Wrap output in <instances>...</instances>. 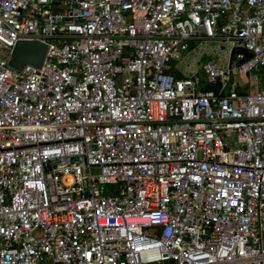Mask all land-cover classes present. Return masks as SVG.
I'll use <instances>...</instances> for the list:
<instances>
[{"label":"built area","instance_id":"built-area-1","mask_svg":"<svg viewBox=\"0 0 264 264\" xmlns=\"http://www.w3.org/2000/svg\"><path fill=\"white\" fill-rule=\"evenodd\" d=\"M0 264H264V0H0Z\"/></svg>","mask_w":264,"mask_h":264},{"label":"rangeland","instance_id":"rangeland-1","mask_svg":"<svg viewBox=\"0 0 264 264\" xmlns=\"http://www.w3.org/2000/svg\"><path fill=\"white\" fill-rule=\"evenodd\" d=\"M193 50L187 56L181 60L174 63L175 70L178 71L183 76H189L191 73L198 72L201 68L202 60L212 59L215 62L221 63L222 65H227L229 61V54L231 50V45L224 41L219 42H200L194 41L192 43ZM261 79L260 72H251L249 77V82L252 90L255 87V78ZM204 84L200 85L202 89Z\"/></svg>","mask_w":264,"mask_h":264},{"label":"water","instance_id":"water-1","mask_svg":"<svg viewBox=\"0 0 264 264\" xmlns=\"http://www.w3.org/2000/svg\"><path fill=\"white\" fill-rule=\"evenodd\" d=\"M47 49V45L40 41H18L11 51L8 65L16 71H22L27 66L39 69L44 62ZM234 54L244 55L245 51L241 48H234L230 53V60ZM174 76L176 79L181 78L178 73Z\"/></svg>","mask_w":264,"mask_h":264},{"label":"trees","instance_id":"trees-1","mask_svg":"<svg viewBox=\"0 0 264 264\" xmlns=\"http://www.w3.org/2000/svg\"><path fill=\"white\" fill-rule=\"evenodd\" d=\"M248 58H249V54H246L244 60H246V59H248ZM212 88H213V87H211V86H209V85H204L203 90H210V89H212Z\"/></svg>","mask_w":264,"mask_h":264},{"label":"crops","instance_id":"crops-1","mask_svg":"<svg viewBox=\"0 0 264 264\" xmlns=\"http://www.w3.org/2000/svg\"><path fill=\"white\" fill-rule=\"evenodd\" d=\"M250 88H251V86H250ZM251 89H252V88H251ZM253 89H255V87H254Z\"/></svg>","mask_w":264,"mask_h":264}]
</instances>
